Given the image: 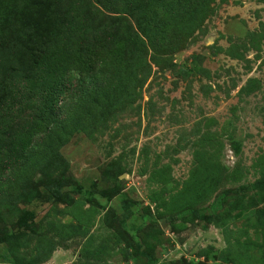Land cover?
<instances>
[{"label":"rangeland","instance_id":"obj_1","mask_svg":"<svg viewBox=\"0 0 264 264\" xmlns=\"http://www.w3.org/2000/svg\"><path fill=\"white\" fill-rule=\"evenodd\" d=\"M0 264H264V0H0Z\"/></svg>","mask_w":264,"mask_h":264}]
</instances>
